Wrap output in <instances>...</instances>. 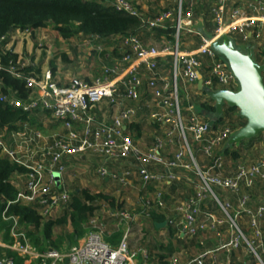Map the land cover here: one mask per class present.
I'll list each match as a JSON object with an SVG mask.
<instances>
[{
	"label": "built area",
	"instance_id": "built-area-1",
	"mask_svg": "<svg viewBox=\"0 0 264 264\" xmlns=\"http://www.w3.org/2000/svg\"><path fill=\"white\" fill-rule=\"evenodd\" d=\"M98 1L118 12L138 17L142 30L172 28L174 41L163 45L146 44L137 34L122 36L117 45L121 54L119 60L112 65H104L102 74L92 81L83 79L69 83H62L51 68L35 67L31 60L24 57L5 62L3 54L8 50L5 47L0 49V73L11 74L23 81L28 92L25 98H21L18 90L5 91L0 77V101L14 109H21L27 115L49 112L51 117L63 124L62 133H45L25 124L23 149L27 144H38V160H28L19 155L18 129L0 128V157H6L24 169L16 172L12 179V185L17 190L16 197L7 202L2 214L4 220L11 222L13 240L7 243L0 234V264H15L8 251L22 257L24 264H137L139 255L143 257L142 264L149 263L150 251L146 247L131 246L133 224L137 221L134 213H110L111 218L126 225L118 245L104 239V225L99 217H94L90 221V232L77 244L43 250L31 242L20 217L8 215V209L13 204L34 205L45 222L53 220L58 211L67 210L72 202V193L59 180L67 172L64 158L80 159L88 152L103 157V164L98 169L103 178L109 177L126 185L137 176L146 186L160 185L153 205H150L151 210L153 207L166 208L162 186L177 179L172 172L174 168L196 170L200 182L195 186L194 195L178 204L167 222L191 238L212 230L220 243L217 250L204 251L183 264H235L229 257L243 248L254 254L257 264H264V230L261 226L264 204L253 208L251 196L246 191L258 179L264 180V154L256 163L237 164L235 172L226 175L224 156L218 149L230 137L232 128L227 125L215 132L197 112L196 102L190 93V86L196 85L201 76L208 88H214L216 84L222 87L237 84L212 44L224 34L238 35L244 43L261 40L264 37V0H245V7L236 5L238 0H204L210 5L215 23L212 37L203 35L197 29L194 9L186 6V0H178L175 9L163 10L153 17L143 14L131 0ZM32 30L27 29L25 33ZM186 34L200 36L198 49H181L182 37ZM7 37L4 36L2 41H6ZM40 47H43L42 43ZM94 49L101 52L103 46L98 45ZM165 57H171L172 61L169 78L163 77L159 69ZM147 98L151 99L147 101ZM184 100L189 103L187 116L184 115ZM143 101L149 108V123L162 130V134L156 135L147 147L141 145L131 127ZM190 139L210 161L208 166L200 165ZM172 146L177 149L168 159L165 152ZM121 161H127L133 167L115 172L107 165ZM215 188L238 195L237 207L223 201ZM208 198L220 206L227 218L214 217L203 211L202 205ZM232 209L233 214H230ZM242 215L248 218L253 235L251 240L238 224ZM145 216L150 218L151 211L145 212ZM224 225L232 230L229 238L222 229ZM217 251L226 254L228 261L221 260ZM169 264H182L179 255L172 256Z\"/></svg>",
	"mask_w": 264,
	"mask_h": 264
},
{
	"label": "crops",
	"instance_id": "crops-1",
	"mask_svg": "<svg viewBox=\"0 0 264 264\" xmlns=\"http://www.w3.org/2000/svg\"><path fill=\"white\" fill-rule=\"evenodd\" d=\"M140 10L143 14L146 16L153 17L157 13L166 10V9H175L178 3V0H131ZM174 3V4H173ZM201 3L203 5H201ZM247 4V1L245 0H238L237 4L240 7H245ZM173 5V6H172ZM172 6V7H171ZM186 6L192 7L194 9L195 18H196V27L197 29L205 30L208 32L214 31L215 23L212 20L211 11H210V5L206 3L204 0H186ZM53 25H48L47 27L33 29L31 33H25V30L22 29H15L12 31V33L7 37V40L4 42L3 46L10 51L11 53H14L19 57H22V55L30 56L32 57L31 61L35 65V67H39L37 65L36 60L40 59L38 56V47L40 48V44H47L48 41L53 42L54 39L58 40L60 42H63L64 38L59 31L56 30L60 38L57 37L53 30L50 31L52 34H48V36H44V31L49 27ZM49 28L47 30H49ZM49 32V31H48ZM42 33V34H41ZM39 36L38 41L33 38L34 35ZM137 35L143 40L146 44H160L163 45L167 42H173L174 41V30L172 28L167 29H158V30H141L137 33ZM197 35H184L182 37V45L181 49L185 51H193L199 48L201 45V42L195 37ZM235 44L238 47H241L242 49H245L246 47H253L254 48V56L255 59L260 64H264V37L259 41H252L250 43H244L241 40V37L238 35L232 36ZM75 39V41H74ZM122 39V35H117L109 38H100V37H87L83 36L82 34H79L77 36H74V38H71L72 41L70 43V47L73 44V48L71 47L70 50L73 49H82V51H85L86 49H93L94 47L101 45L103 46V51L99 52L98 59L102 63L96 71L95 76H92L89 78V81H92L95 77L100 76L103 72L104 65H112L117 60L121 58V54L119 52V49L117 48L118 41ZM69 40V41H70ZM36 43V46H35ZM34 47L37 49L34 50ZM40 50V49H39ZM27 52V53H25ZM34 60V61H33ZM41 68V67H40ZM54 68V67H53ZM55 69V68H54ZM160 73L163 77H171L172 74V61L171 57H165L164 61H162L159 65ZM62 72L61 75L58 76L60 80L62 81ZM264 77V72H263ZM87 80L86 78H83ZM74 80H79L74 79ZM88 81V80H87ZM215 91L218 90H228L237 92L239 90V84L237 83L234 86L231 87H222L218 84H216L213 88ZM190 93L193 97V100L200 104H206L210 109L201 111L202 118L209 122L212 118V115L216 112V100L211 98L206 92H204L199 87V81L196 85L190 86ZM151 98H147V101H149ZM146 100V96H144V101ZM142 102L139 107V115L141 118H136V121H134L133 125L131 126L136 138L139 140L141 145L143 147H147L155 139L156 135L162 134V130L160 127L156 125H152L147 123L144 127L143 125V113L142 111H149V108L145 105V102ZM188 101L184 100L183 107H184V115L187 116L189 114L188 112ZM155 108H157L155 106ZM236 109V116H239V109L237 107H229L227 104H224L223 106V114L222 116L217 119L212 126L214 131H218L224 126H231L232 128V134H235L239 129H241L246 124V119L241 117L245 120V124L240 123H234L232 122L233 119L228 117V109ZM111 110V109H110ZM42 113L52 116L49 112H35L31 115H27L28 119L24 121L18 122V152L21 157H24L25 159L31 160H38L37 157L38 154H40L39 145L38 144H27L26 148L23 149L22 144V135L24 126L27 123L30 127H33L34 123H39L47 120ZM236 116L234 118H236ZM53 118V117H52ZM51 122L54 123V120H51ZM61 123V121H60ZM234 123V124H233ZM45 125V123H44ZM53 127V126H52ZM52 127L50 126V133L56 132L55 130H52ZM49 128V127H48ZM159 128V129H158ZM146 129L150 133H146ZM12 130V131H16ZM59 133V132H58ZM230 135V137H231ZM230 137L223 143V145L218 149L219 153H221L224 156L225 160V174L226 175H232L235 170L236 166L239 163L244 164H253L258 162L262 155L264 154V132L259 133L258 135L252 137V138H246L242 141H237L234 144L228 145V141ZM45 142V141H44ZM42 144V143H41ZM196 156L198 157V160L200 161L202 166H208L209 160L204 157V155L199 151L198 145L193 142ZM176 147H168V149L165 152V156L168 159H171L173 155L175 154ZM99 161L100 164H103V157L88 152L80 159L66 156L64 158V163L67 165V172L62 177H60V181L64 182L66 186L71 190L72 195H74L75 192H80L81 190H88L92 195L97 194H103V195H113L115 191H118L117 188L125 187L128 190H130V193L133 195L134 204L135 206V214L137 215V221L133 227V233L130 237L131 246H142L146 247L150 251V260L148 264H169V260L174 255H179L181 258L182 264L194 259L196 256H198L200 253L204 251H214L218 249L220 240L216 236V234L212 230H207L205 232L200 233L196 237H189L184 235L179 231V229L175 227L166 226L164 228H154L152 226L153 220L150 218H147L145 216V212L149 211L150 207L153 205L154 201V195L156 190L160 187L158 184H152V185H144L140 179L135 176L133 178V181H128L126 185L120 183L119 181H111L112 179L109 177L103 178L104 181H74V177L77 178L84 174L85 177L90 176L91 179H95L99 173L98 168L95 171L94 170V162ZM84 165L85 168L82 170L80 169L81 165ZM99 164V167L101 166ZM110 169L112 171H115V168H119L118 172H122L125 169H128L129 167H133L130 163H127V161H121L117 163H110ZM87 168V169H86ZM79 170V171H78ZM76 171L78 174H76ZM177 175V179L175 181L170 182L167 185H163L162 188L165 191V199H166V208L165 209H154V213L156 215L163 214L166 216V221L169 217H171L175 213L176 206L180 204L181 202L185 201L189 197L194 195L195 192V186L200 182V179L196 173V170L193 168H174L172 170ZM264 180L258 179L256 184L248 188L247 191L249 195L251 196V206L253 208H256L260 204H264V194H261L264 188ZM118 184V186L115 185ZM78 184L81 185V187H78ZM114 189H112L113 187ZM116 186V187H115ZM218 189L219 195L225 200H229L230 198H233L235 200V204H237V200L239 199V196L236 200V197L233 196V194L229 193V191H225L222 189ZM262 190V191H261ZM218 195V196H219ZM236 195V194H235ZM219 196V197H220ZM150 202V203H148ZM98 205V204H97ZM151 205V206H150ZM99 207V206H98ZM235 208L237 205L234 206ZM154 208V207H153ZM152 208V209H153ZM203 211H207L211 213L214 217L223 218L221 216V212L219 210V207L217 206L216 202L213 199H206L205 202L202 205ZM99 210V209H98ZM67 210H60L57 212L55 218L52 221H57L63 215L66 213ZM117 212L115 210H112L108 204L103 207V215L101 214L99 218L101 219L102 224L104 225L103 228V237L106 240V238H111L117 233L121 232V238L119 242L121 241L126 225L124 223H121L119 220H115L110 217V213ZM132 213V212H131ZM97 211L94 215H97ZM202 216H200L201 218ZM244 215L240 216L239 220H242ZM45 222V221H44ZM264 220L261 221V226L263 224ZM24 226V224H22ZM264 228V227H262ZM141 229V233L139 230ZM222 229L225 231L227 237L229 238L232 230L229 228L228 225H224ZM25 230L28 233L27 228ZM89 233V232H88ZM10 235V233H9ZM86 235V234H85ZM76 237L77 241L74 244H77L84 238V236ZM29 236V235H28ZM30 237V236H29ZM39 237L41 239L42 235L40 234ZM11 240H5V242H12L13 238L10 235ZM31 239V237H30ZM107 241V240H106ZM31 242L36 245V243L31 239ZM109 242V241H107ZM43 241H40V244L42 245ZM110 243V242H109ZM119 244V243H118ZM46 248H54L51 244H45ZM68 245V244H67ZM70 245V244H69ZM66 246V245H65ZM64 246V247H65ZM245 249L243 248L240 251L234 252L230 257V261L235 264H253L250 259H248L245 255ZM9 254L13 253L11 251H8ZM217 255L221 260L228 261V257L226 254L217 251ZM241 256V257H240ZM143 257L139 255L137 259V264H142Z\"/></svg>",
	"mask_w": 264,
	"mask_h": 264
},
{
	"label": "trees",
	"instance_id": "trees-1",
	"mask_svg": "<svg viewBox=\"0 0 264 264\" xmlns=\"http://www.w3.org/2000/svg\"><path fill=\"white\" fill-rule=\"evenodd\" d=\"M53 25L59 33L66 39L82 34L87 37L109 38L117 35L137 34L141 31V21L138 17L127 13L118 12L108 4L100 3L98 0H0V49L5 41L4 36H9L13 30L38 29ZM207 37L213 36V31L199 30ZM201 42L200 36H195ZM17 55L10 51H5L3 59L5 62L17 59ZM4 82V90H18L21 98H25L27 91L24 83L20 79L14 78L11 74L0 73ZM197 112L210 108L204 103L195 104ZM228 117L232 122L245 124V120L236 116V109H228ZM236 116V118H234ZM27 113L21 109H14L0 101V128L9 130L18 129V122L27 120ZM233 123V124H234ZM24 171L22 167L12 163L6 157H0V234L5 231V240H11V222L3 219V211L7 202L14 200L17 190L12 185V179L16 172ZM222 199V197H220ZM100 199H108L103 194L92 195L88 190H81L72 195V202L66 213L57 221L44 223L34 205L13 204L8 209V215H16L28 230V235L41 250L39 235L44 239H50L54 225H65L70 219L73 234L70 235L68 244L72 245L77 241L76 237H81L85 228L90 226L91 217L99 209L96 204ZM225 201L224 199H222ZM155 207L151 211L152 226L156 228V223L166 221V216L154 213ZM43 226V228H42ZM170 226V225H168ZM171 227V226H170ZM121 234H116L111 238H106L112 245H118ZM53 243H51L52 245ZM58 248V244H53ZM15 264H24V259L15 253Z\"/></svg>",
	"mask_w": 264,
	"mask_h": 264
},
{
	"label": "rangeland",
	"instance_id": "rangeland-1",
	"mask_svg": "<svg viewBox=\"0 0 264 264\" xmlns=\"http://www.w3.org/2000/svg\"><path fill=\"white\" fill-rule=\"evenodd\" d=\"M201 5H203V4L201 3ZM47 29L44 31V36H48V34L49 35L52 34V33H50L51 30H53L54 33L56 35H58V33L56 32V29L53 26H51L49 28V30H47ZM39 36L41 37L43 35H39ZM39 36H37V39H35L36 35H34L33 38L38 41ZM57 37L60 38L61 36L58 35ZM71 38H74V37H71ZM62 39H63V42H60V41L54 39L53 42L48 41V45L44 44V47H40V48L38 47V56L40 57L39 61H38V59L36 60L37 65H39L38 68L41 67V69H44V70L51 68L54 71L55 75H57V76H60L61 72H62V75H63L62 76V83H69L70 81H72L74 79H78V78H79V80H83V78H86L89 81V78L92 76H95L97 68L102 64L98 59L97 51L94 48L93 49H86L85 51H82V49H80L78 51L77 48L70 50L71 47L72 48L74 47L73 44L70 47V43L72 41L70 39H66V38H62ZM74 41H75V39H74ZM35 46H36V43H35ZM35 49L36 48L34 47V50ZM25 53H27V52H25ZM22 57H24L25 59H28V60H32L31 59L32 57L26 56V54L22 55ZM22 57H19V58H22ZM142 113L144 115L143 119H142L143 125H144V127H146L145 125H147V123H149V121H148L149 111L148 112L142 111ZM42 115L44 117L46 116L45 118L47 120L43 121L42 123L41 122L34 123L35 125L32 128H39L40 130L44 131L45 133L46 132L50 133V130H51L50 126L51 127L53 126L52 130H55L56 132L62 133V131H63V124L62 123H60L55 118H52L49 115H46L44 113H42ZM138 118L140 119L141 117L139 116ZM51 120H54V123L51 122ZM44 123H45V125H44ZM149 124H151V123H149ZM145 132L150 133L148 131V129H146ZM190 143L191 144L193 143L191 141V139H190ZM197 160H198V157H197ZM198 162L200 163L199 160H198ZM99 164H100V162L95 160V162L93 164L94 165L93 168L95 171L97 170V168L99 169L102 166L100 164L101 166L99 167ZM80 165H81V167H80L81 170L83 168H85L84 165H82V164H80ZM107 165L110 166V163H107ZM200 165H201V163H200ZM114 170H115V172H118L121 169H119L117 167ZM76 174H78L77 171H76ZM74 179H75L74 181H81L84 179L86 181H104V179L100 175H98L94 180L91 179L90 176H88V175H87V177H85L84 174H81L78 178L75 176ZM111 181H114V180H111ZM262 182H264V181H262ZM115 185L118 186V184H116V183H115ZM78 187H81V185L78 184ZM112 189H114V187ZM117 190L118 191H115L113 195H108V194L104 195L108 199H100L99 201L96 202V204H98V206H99V210H97L98 214L91 217V219H89L90 221L94 217H99L103 213V207L105 205L108 206V204L112 210H115L119 213L132 212L135 214L134 209H135L136 205L134 204L133 195H132V193H130V190H128L125 187H120V186L117 188ZM262 190H261L262 191L261 194H264V188ZM215 191L219 195L217 188H215ZM246 191H247V189H246ZM229 193H231V192H229ZM231 194H233V193H231ZM233 196H235L236 200H237L238 196L235 194H233ZM227 201L230 202V204H232L234 206L238 205V200H237V204H235L236 201L233 200V198H230ZM218 207H220V206H218ZM219 211L221 212V216H223V218H227V215L224 214V212L222 210H219ZM233 211H234L233 209L230 210L229 211L230 214H233ZM44 223H46V222H44ZM238 224L244 230V232L247 234L248 238L251 240L253 235H252V231H251L250 226H249L248 218L244 217L242 220H239ZM262 227H264V222L262 224ZM23 228L25 229L26 226H23ZM42 228H43V226H42ZM84 230H85V232L81 236L90 232L91 228L86 227ZM263 230H264V228H263ZM73 231L74 230H73L70 219H68V223H66L65 225L56 224L52 228L50 239H48V240L44 239V238L41 239V241H43L41 247H45L46 246L45 244H51V243L58 244L59 247L57 249L64 248L65 245H66L65 247H70L73 244L69 245L68 241H69L70 235L73 234ZM117 234H121V232L117 233ZM1 235L4 237L5 231H2ZM120 238H121V236H120ZM53 244H52V246H53ZM245 254H246L245 256L248 259H250L253 264H257L256 257L248 249H245Z\"/></svg>",
	"mask_w": 264,
	"mask_h": 264
},
{
	"label": "water",
	"instance_id": "water-1",
	"mask_svg": "<svg viewBox=\"0 0 264 264\" xmlns=\"http://www.w3.org/2000/svg\"><path fill=\"white\" fill-rule=\"evenodd\" d=\"M212 47L228 65L239 84V90L237 92L215 91L213 88L204 86L202 76L199 79V87L216 100V112L208 122L210 127L222 116L224 104L237 107L239 115L246 119V124L231 135L228 141V145H231L264 132V64L258 63L255 59L253 47L245 49L238 47L228 34L214 40ZM167 225V221L156 223L159 229Z\"/></svg>",
	"mask_w": 264,
	"mask_h": 264
}]
</instances>
